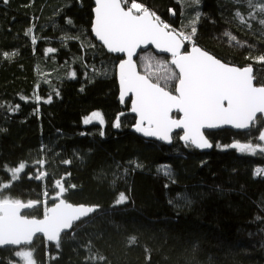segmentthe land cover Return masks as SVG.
Instances as JSON below:
<instances>
[{
  "label": "trees",
  "instance_id": "obj_1",
  "mask_svg": "<svg viewBox=\"0 0 264 264\" xmlns=\"http://www.w3.org/2000/svg\"><path fill=\"white\" fill-rule=\"evenodd\" d=\"M136 2L178 31H187L198 12L195 44L228 64L253 66L257 85H264L258 61L264 13L257 11L264 0ZM94 7V0L0 2V53H15L0 55V203L35 204L25 215L41 219L56 203L54 181L61 179L68 202L100 208L65 234L59 248L37 238L29 247L0 249V264L20 263L15 253L24 248L33 251L35 264H264V174L254 175L264 168V153L223 148L262 144L264 120L246 133H207L210 153L185 146L180 134L172 146L139 137L131 102L119 100L121 59L93 38ZM49 47L57 51L46 53ZM175 83L167 90L174 92ZM37 95L51 96L52 103L37 104ZM17 104L15 114H6ZM94 111L103 126L83 124ZM118 116L121 127L115 128ZM20 163L25 169L14 181L10 169ZM37 172L48 175L29 179ZM119 192L128 200L113 207Z\"/></svg>",
  "mask_w": 264,
  "mask_h": 264
},
{
  "label": "snow or ice",
  "instance_id": "obj_2",
  "mask_svg": "<svg viewBox=\"0 0 264 264\" xmlns=\"http://www.w3.org/2000/svg\"><path fill=\"white\" fill-rule=\"evenodd\" d=\"M0 2L8 4L9 0H0ZM195 2L198 4L199 0H195ZM237 2L239 3L240 0ZM94 4V21L91 31L106 47L107 52L126 55V58L121 59L118 64L119 100L123 103L126 96L131 94L130 111L136 115L133 125L135 132L142 133L145 137L171 143L173 131L181 129L183 134L179 139L185 142V146L190 143L197 149H210L213 144L205 137L204 129H217L225 125L239 130L249 129L256 121L258 113L264 115V85L256 86L253 67L251 65L230 66L195 46L196 25L200 19L198 12L185 26L187 31H178L163 22L155 12L150 11L141 3H137L136 0H132L130 5H128V0H94ZM253 7L256 6L253 5ZM257 11L264 13V4L259 5ZM170 13L176 14L175 10H170ZM235 15L241 18L242 24L246 23L238 10ZM251 19H255L254 13L251 15ZM66 22L72 23L70 18H66ZM258 22L264 25V19ZM31 31L30 28L25 35H29ZM69 39L74 38L69 37ZM31 42L36 44V38L33 37ZM185 42L192 44L190 50H184ZM149 45L161 52L169 53L170 64L175 66L178 71L169 68L160 75L153 73L152 75H156L155 82L151 75L141 74L137 70L133 57L137 54L138 49H146ZM56 51L51 47L46 49V53ZM0 55L9 58L15 53L3 52ZM141 58L143 59V57ZM258 61L264 63V55L259 56ZM75 76V72L70 73V78H75ZM161 80L164 81V86H161ZM173 81H176L175 94L167 90L168 85ZM55 94L58 96L59 92L57 91ZM20 99L29 102L27 97ZM35 101L37 104L41 101L50 104L52 97L44 99L37 95ZM19 107V104L11 107L10 112L6 114H15ZM173 112L181 114L180 118L173 116ZM94 121L101 126L104 125L103 116L99 111H94L84 117L82 122L87 126ZM113 127H121L119 116ZM100 135H104L103 131L100 132ZM258 139L264 142V131L259 132ZM217 147L221 146L217 145ZM229 147L239 150L241 154L255 155L257 148L264 153V147L251 143L237 142L230 146H223L224 149ZM44 163V160L37 161V164L41 166ZM63 163L67 165L71 162L65 160ZM24 169V163L11 168V179L15 181L18 174ZM262 172L264 169H257L254 175H259ZM165 174H168L167 171ZM47 175L46 172H37L34 177L29 175V179L35 178L37 181H41ZM10 186L8 185V187ZM75 187V185H71L72 189ZM54 189L58 191L52 199L58 201L68 191L61 179L54 181ZM44 195L47 196L48 193L45 192ZM127 200V195L124 192H119L113 207L122 205ZM56 204L54 203L53 206ZM78 207H88L93 211H98L99 208V206L84 205ZM75 219L79 220L81 217L76 216ZM69 228L71 229L72 226L70 225ZM132 240L135 241V238ZM53 242L59 248V239L54 238ZM3 245L0 243V246ZM15 256L20 257L18 251ZM31 257L27 259L28 264H33Z\"/></svg>",
  "mask_w": 264,
  "mask_h": 264
},
{
  "label": "water",
  "instance_id": "obj_3",
  "mask_svg": "<svg viewBox=\"0 0 264 264\" xmlns=\"http://www.w3.org/2000/svg\"><path fill=\"white\" fill-rule=\"evenodd\" d=\"M94 6H95V4H94ZM92 34H93V38L96 40V42L99 45H101L107 52V49L105 46H103L102 42H100L95 37L93 32H92ZM195 46L201 48L204 51H207L200 45L196 44ZM186 47H187V43L185 42L184 50H187ZM191 47H189L188 50H190ZM147 51H152L157 56L171 59L169 53L161 52L160 50L156 49L152 45H149L148 48H146V49L145 48L138 49L137 54L133 57V59L136 63L137 70L141 74H143V73L140 70V67L138 64V59L142 53L147 52ZM107 53L110 55H113L115 57H118L120 59L126 58V55L122 54V53H120V54L109 53V52H107ZM208 53L211 54L210 52H208ZM211 55H213V54H211ZM214 57L217 58L216 56H214ZM217 59H219V58H217ZM222 62H224V61H222ZM224 63H226V62H224ZM229 65L234 66L231 64H229ZM174 68H175V66H174ZM175 70L178 71L177 69H175ZM253 74L255 76V68L254 67H253ZM117 76H118V66H117ZM118 83H119V79H118ZM255 84H256V86H258L256 80H255ZM173 94H175V93L173 92ZM128 101L131 102V94H128L126 96L125 102H123L122 104L125 105ZM132 114L136 117V115L134 113H132ZM180 115L181 114H179V113L173 112V116H175L176 118H180ZM259 119L264 120V115L258 113L256 121L254 122L253 125H251L249 127V129L239 130V129H235L234 127H232L230 125H225V126H221L220 128H217V129H204L203 132H204V135L207 139H209V137L207 136V133L217 132L220 130H231V131L236 132V133H246V132L251 131V129L254 127V125L256 124V122ZM132 131L136 135H138L139 137L145 139L146 141L159 142V143H162V144L167 145V146L173 145L174 136H176L177 134H180V136H181L183 134V130H181V129L174 130L172 133V142L166 143L163 141H159L155 138L145 137L142 133L135 132L134 127L132 128ZM262 131H264V129ZM209 141L211 142L210 139H209ZM183 143H185V142H183ZM193 147L195 148V146H193ZM195 149L197 151H199L200 153H210L213 151L214 145L210 149H197V148H195ZM60 198H61V200H59V201L56 200L57 204L53 207H50L47 211L46 216H44L41 219L31 218V217H27L25 215V212L34 208L35 204L0 203V243L4 244L3 246H0V249H3V248L21 249L23 247H29V246H32L34 244V242L37 238H44L47 242L55 244V242H53L54 238H58L59 242H60L61 238L65 234L72 232L76 225H78L79 223H81L84 220L91 218L93 215H95L100 210V208H98V211H93L92 209H90L88 207H78L81 205L72 204L70 202L68 203V201L65 198V195L61 196ZM84 206H87V205H84ZM85 213H87V215H85ZM76 216H80L81 219L76 220L75 219ZM70 225L72 226L71 229L69 228ZM29 241H31V243H29Z\"/></svg>",
  "mask_w": 264,
  "mask_h": 264
},
{
  "label": "rangeland",
  "instance_id": "obj_4",
  "mask_svg": "<svg viewBox=\"0 0 264 264\" xmlns=\"http://www.w3.org/2000/svg\"><path fill=\"white\" fill-rule=\"evenodd\" d=\"M162 20V19H161ZM166 23V22H165ZM169 24V23H168ZM170 25V24H169ZM171 26V25H170ZM188 43V42H186ZM195 43V41H194ZM190 47L192 46L191 43ZM196 45V44H195ZM143 57V59L141 58ZM160 56H157L156 54H154V52L152 51H147L144 52L140 55L139 59H138V63H139V67L140 70L143 74H148L152 76V79L154 81H156V75H152L153 73L160 75L162 73H164L167 69H171L173 71H176L174 66L170 64V62H165L163 59H159ZM162 58V57H160ZM165 58V57H163ZM170 59V58H169ZM169 64L172 66H169ZM176 81H173L172 83H175ZM260 147H264V142H262V144H257ZM256 152H259V148L256 149ZM260 169H264V168H260ZM264 174V172H262ZM32 254V257H31ZM31 257L33 264H35L34 262V253L31 249H22L20 250V263H16V264H28V260Z\"/></svg>",
  "mask_w": 264,
  "mask_h": 264
}]
</instances>
